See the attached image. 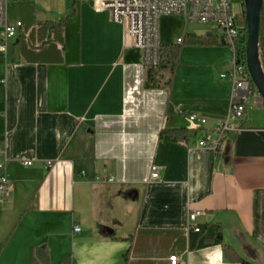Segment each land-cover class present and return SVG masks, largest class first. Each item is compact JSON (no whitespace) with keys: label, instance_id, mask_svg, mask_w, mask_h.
<instances>
[{"label":"crops","instance_id":"obj_1","mask_svg":"<svg viewBox=\"0 0 264 264\" xmlns=\"http://www.w3.org/2000/svg\"><path fill=\"white\" fill-rule=\"evenodd\" d=\"M7 13L22 28L0 52V164L10 180L0 264H32L41 247L49 264H169L173 254L181 264H242L225 247L264 264L261 98L216 151L198 146L228 113L232 83L220 75L233 49L196 39L221 35L161 16L160 43L179 46L177 63L147 87L141 53L123 47L122 25L91 0H9ZM190 113L206 123L192 128ZM174 129L187 141L160 138ZM190 209L203 212L198 232L187 229Z\"/></svg>","mask_w":264,"mask_h":264},{"label":"built area","instance_id":"obj_2","mask_svg":"<svg viewBox=\"0 0 264 264\" xmlns=\"http://www.w3.org/2000/svg\"><path fill=\"white\" fill-rule=\"evenodd\" d=\"M8 3L9 0H0V52L2 53L6 51L8 42L22 28L20 21H9ZM91 3L97 11L108 10L112 20L122 25L123 47L138 50L141 53V62L147 68L157 67L160 62L159 21L163 15H181L186 23L213 26L232 49H234V41L240 36L241 25L238 21L240 8L238 3L232 0H91ZM181 41V37L176 39L178 44ZM220 76L229 77L232 83L229 110L227 115L216 123L214 137L206 135L198 143L199 147L214 151L222 144L229 132L237 129L249 100L253 95H258L254 86L249 90L252 81L248 70L236 64L234 54L228 71L221 73ZM187 119L192 128L206 123L205 117L195 113L188 114ZM21 162L28 166L32 164V159H23ZM45 165L51 166L52 161H45ZM2 168L3 164H0V201L7 197L10 190V180L3 173ZM157 178L158 170L156 166L151 165L149 179ZM102 179L112 182L110 177ZM201 214L203 212L199 209L188 211L187 229L199 231L195 226V220ZM80 230V226L73 227V233H78ZM167 259L169 264L182 263L180 257L174 254Z\"/></svg>","mask_w":264,"mask_h":264},{"label":"trees","instance_id":"obj_3","mask_svg":"<svg viewBox=\"0 0 264 264\" xmlns=\"http://www.w3.org/2000/svg\"><path fill=\"white\" fill-rule=\"evenodd\" d=\"M242 1V0H240ZM261 20L259 23V55L261 64L264 70V0H262V6L260 11ZM51 27L62 26V21L59 23H49ZM241 31L240 36L237 40L234 41L233 54L238 65H246L245 58V42H246V23L243 19L240 21ZM196 42L199 44H218V45H228V43L219 37H207L206 39H196ZM179 52V46L177 45H161L160 49V62L157 67H151L147 72V79L145 85L147 87H153L158 85L160 81V72L168 71L169 73L173 72V69L177 63V57ZM253 83L250 82L249 90L253 88ZM160 138L173 142H185L189 137V133L185 129H174V130H163L160 132ZM224 255L227 259L232 262H239L242 264H251L244 261L235 251L230 247L224 248ZM32 264H49L48 255L45 248H36L32 251ZM61 264H68L67 261L62 262Z\"/></svg>","mask_w":264,"mask_h":264},{"label":"water","instance_id":"obj_4","mask_svg":"<svg viewBox=\"0 0 264 264\" xmlns=\"http://www.w3.org/2000/svg\"><path fill=\"white\" fill-rule=\"evenodd\" d=\"M242 4L246 23V68L264 105V70L260 60L258 44L262 0H242Z\"/></svg>","mask_w":264,"mask_h":264},{"label":"rangeland","instance_id":"obj_5","mask_svg":"<svg viewBox=\"0 0 264 264\" xmlns=\"http://www.w3.org/2000/svg\"><path fill=\"white\" fill-rule=\"evenodd\" d=\"M234 3H238V7L240 8V13H239V17H238V21H239V23H240V21L243 19V5H242V1H240V0H232ZM237 6V5H236ZM179 20H174L173 22H172V29L174 28V27H176V26H178L179 25ZM195 26V24H190V27H194ZM197 26H198V24H197ZM202 28H207V29H209V31L211 30L212 32H215V30H214V27L213 26H203Z\"/></svg>","mask_w":264,"mask_h":264},{"label":"bare ground","instance_id":"obj_6","mask_svg":"<svg viewBox=\"0 0 264 264\" xmlns=\"http://www.w3.org/2000/svg\"><path fill=\"white\" fill-rule=\"evenodd\" d=\"M241 67H246V65H244V66H243V65H241Z\"/></svg>","mask_w":264,"mask_h":264}]
</instances>
